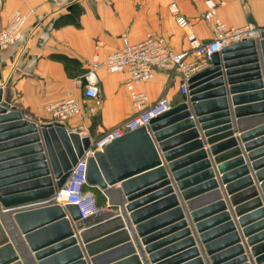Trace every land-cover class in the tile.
I'll list each match as a JSON object with an SVG mask.
<instances>
[{
	"label": "water",
	"instance_id": "1",
	"mask_svg": "<svg viewBox=\"0 0 264 264\" xmlns=\"http://www.w3.org/2000/svg\"><path fill=\"white\" fill-rule=\"evenodd\" d=\"M4 92L0 264H264V32L214 52L182 102L89 158L107 205L84 217L58 196L91 136Z\"/></svg>",
	"mask_w": 264,
	"mask_h": 264
},
{
	"label": "crops",
	"instance_id": "2",
	"mask_svg": "<svg viewBox=\"0 0 264 264\" xmlns=\"http://www.w3.org/2000/svg\"><path fill=\"white\" fill-rule=\"evenodd\" d=\"M172 1L177 2L179 11L170 10ZM213 1L215 17L227 27L252 23L264 28V0ZM209 10L207 0H5L0 26L16 11L24 15L25 23L20 39L0 48L4 98L28 118L52 122L55 119L47 105L74 97L82 111L64 123L96 140L106 129L131 116L135 107L126 86L127 74L109 72L104 66L97 69L98 97L85 94L79 80L92 68L93 57L103 59L125 39L137 42L163 36L176 52H188L186 63L196 62L199 56L187 36L192 32L202 41L215 37V18L208 16ZM185 82L183 72L157 69L153 79L137 88L145 91L150 101L166 97L175 105L183 101Z\"/></svg>",
	"mask_w": 264,
	"mask_h": 264
},
{
	"label": "built area",
	"instance_id": "3",
	"mask_svg": "<svg viewBox=\"0 0 264 264\" xmlns=\"http://www.w3.org/2000/svg\"><path fill=\"white\" fill-rule=\"evenodd\" d=\"M4 2L5 0H0V8ZM207 2L210 9L208 16L215 18V37L209 41H202L195 33L188 34V42L199 56L196 62L186 63L185 57L188 52H176L169 47L163 36H148L137 42L125 39L120 48L110 51L103 59L99 55L93 57L92 68L79 80V84H83L85 87V94L94 99L98 97L100 82L97 73L98 67L104 66L106 70L112 73H125L128 76L126 86L130 91L135 112L118 124L106 129L100 137L93 140L92 145L79 158L65 187L68 196L65 198L58 196L60 202L79 203L83 217L97 210L100 206L97 204L95 191L91 188H84L85 185L89 186L86 179L89 158L97 150L103 149L106 144L125 132L147 126L153 117L173 106L166 97L157 101H150L148 94L137 88L139 83L153 79L157 69H166L172 73L180 71L186 75L184 92L189 75L207 65L214 52L220 51L225 46L239 40L262 37L264 28L257 27L252 23L227 27L223 21L215 17V2L213 0H207ZM169 7L172 12L179 11L176 1H172ZM24 23V15L16 11L6 25L0 26V48H6L20 39ZM0 86L3 87V81H0ZM47 110L55 121L64 122L68 118L80 114L82 106L74 97H69L49 103Z\"/></svg>",
	"mask_w": 264,
	"mask_h": 264
},
{
	"label": "trees",
	"instance_id": "4",
	"mask_svg": "<svg viewBox=\"0 0 264 264\" xmlns=\"http://www.w3.org/2000/svg\"><path fill=\"white\" fill-rule=\"evenodd\" d=\"M84 188H91L90 186H88V185H85L84 186ZM91 189H93L94 191H95V193H96V197H97V204H99L98 203V197H100V199H104L105 200V198H104V196H103V194H102V192L99 190V189H97V188H91Z\"/></svg>",
	"mask_w": 264,
	"mask_h": 264
},
{
	"label": "rangeland",
	"instance_id": "5",
	"mask_svg": "<svg viewBox=\"0 0 264 264\" xmlns=\"http://www.w3.org/2000/svg\"><path fill=\"white\" fill-rule=\"evenodd\" d=\"M67 197V196H66ZM96 199H97V197H96ZM98 205L100 206V207H103L104 206V204H105V200L102 198V199H100V197H98Z\"/></svg>",
	"mask_w": 264,
	"mask_h": 264
},
{
	"label": "bare ground",
	"instance_id": "6",
	"mask_svg": "<svg viewBox=\"0 0 264 264\" xmlns=\"http://www.w3.org/2000/svg\"><path fill=\"white\" fill-rule=\"evenodd\" d=\"M66 196H68V195H64V196H61L62 198H65Z\"/></svg>",
	"mask_w": 264,
	"mask_h": 264
}]
</instances>
